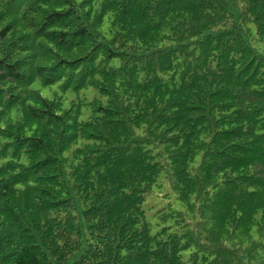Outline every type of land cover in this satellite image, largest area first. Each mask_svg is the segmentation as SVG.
Listing matches in <instances>:
<instances>
[{"label": "trees", "instance_id": "1", "mask_svg": "<svg viewBox=\"0 0 264 264\" xmlns=\"http://www.w3.org/2000/svg\"><path fill=\"white\" fill-rule=\"evenodd\" d=\"M253 31L264 0H0V264H184L193 243L190 264H241L226 225L264 220ZM160 192L183 210L146 208Z\"/></svg>", "mask_w": 264, "mask_h": 264}, {"label": "clouds", "instance_id": "2", "mask_svg": "<svg viewBox=\"0 0 264 264\" xmlns=\"http://www.w3.org/2000/svg\"><path fill=\"white\" fill-rule=\"evenodd\" d=\"M99 5H97V8ZM108 16L111 17L112 13H108ZM106 26V25H105ZM118 30V28H117ZM107 36L108 33H105ZM249 43L251 46L257 48L261 53H264V40L259 37L255 31H253L252 35L248 38ZM132 41H129V44H132ZM261 71H264V69H261ZM72 93H68V97H72ZM64 108L67 109L69 107V102L66 99L64 101ZM137 127H140L139 125L133 124L130 129V134L134 137L136 135V129ZM145 129H147V125H143ZM147 132H145V135ZM164 149V145H159V147L154 148V152L160 151L162 152ZM164 159L167 160V154L164 155ZM170 188L169 186H164L165 191H167ZM159 195L161 197L164 196V192H160ZM178 195L175 192H172L166 199L163 200V203L159 204L158 206L162 207L164 204H172V208H165V211H170L172 209H175L176 211L183 210L180 205H177L175 203H172V199L174 196ZM153 211H155V208H153ZM167 224H173V220L167 221ZM160 227H165V224H160ZM227 232L222 237V241L224 242L225 246L227 247H236L239 248L241 251V254L243 255V260L241 264H259V261L261 259H264V248L256 247L255 250L252 252V256L255 257L254 259L249 258L247 253L245 252V249H251L253 244L257 245H264V220L260 219L259 216L254 217L253 221L250 222L247 226V231H243L240 228H236L235 225L228 224L226 225ZM235 228V234H233V229ZM158 229L154 228L153 232L157 231ZM176 231L177 233H181L184 231V229L180 225H176L174 228H169V232ZM187 240V237L182 239L180 241L181 244H184ZM203 242V241H202ZM199 251L196 245L190 244L187 250H181L179 255L181 256L182 261L184 264H190L189 257L191 253ZM202 255H208V262L215 259V254L209 255L207 252L202 253ZM206 262V264H208Z\"/></svg>", "mask_w": 264, "mask_h": 264}, {"label": "rangeland", "instance_id": "3", "mask_svg": "<svg viewBox=\"0 0 264 264\" xmlns=\"http://www.w3.org/2000/svg\"><path fill=\"white\" fill-rule=\"evenodd\" d=\"M33 86L36 87V88H40L42 94H43L44 96H46V97H49V98H52V97L54 96V93H55L56 91L58 92L59 95H62V93L60 92V89L58 88V86H54V85H53V86H47V87H45V86H40V82H39V81H36V82L33 84ZM68 93H69V92H67V95H68ZM71 93L73 94V95H72V97H73L75 93H73V92H71ZM84 93L88 96V99H92V98H94V97H96V96H100L99 93H98V91L95 90V89H93V88L86 89V90L84 91ZM72 97H71V98H72ZM71 98L68 97V98H66V99H67L68 102H69V100H70ZM66 99H65V100H66ZM103 99H105V98H103ZM90 112H91V110L87 111V113H86L85 116H87ZM167 197H168V196H167ZM149 199H150V197L147 199V201H146V203H145V207H146V208L148 207L147 204L150 205L151 203H154V204L157 203V204H155V205L157 206V205L163 203V200L166 199V197L164 196V197L160 198L158 202H155V201L153 202V200H152V202H151V200H149ZM172 201H173L175 204L179 205V204L177 203L176 200H173V199H172ZM175 201H176V202H175ZM151 220H152L153 223H155V222L157 221L156 217H151Z\"/></svg>", "mask_w": 264, "mask_h": 264}]
</instances>
